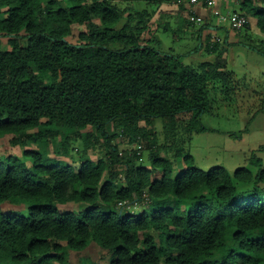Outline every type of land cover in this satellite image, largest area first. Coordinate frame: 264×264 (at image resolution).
Wrapping results in <instances>:
<instances>
[{
  "label": "trees",
  "instance_id": "16d2710c",
  "mask_svg": "<svg viewBox=\"0 0 264 264\" xmlns=\"http://www.w3.org/2000/svg\"><path fill=\"white\" fill-rule=\"evenodd\" d=\"M171 1L0 0V142L22 149L0 150V264H264V146L234 172L189 148L212 87L235 91L225 48L192 66L142 41Z\"/></svg>",
  "mask_w": 264,
  "mask_h": 264
},
{
  "label": "rangeland",
  "instance_id": "374dc122",
  "mask_svg": "<svg viewBox=\"0 0 264 264\" xmlns=\"http://www.w3.org/2000/svg\"><path fill=\"white\" fill-rule=\"evenodd\" d=\"M251 2L259 4L258 0H248L245 6L250 5ZM118 4L121 7L137 9H144L147 6L144 2L133 1H120ZM245 6L243 0H213L212 4L209 0H203L196 5L190 0H172L155 9L150 20V29L143 34L144 43L156 39L154 46L163 52L182 54L183 62L192 66L204 61H215L217 53L206 49L208 36L220 40V47L225 48L228 68L235 75L232 84L235 91L230 97H225L219 83L210 91L213 112L204 113L202 116L203 125L207 130L195 133L189 145L195 165L202 170L222 166L234 172L246 163L251 151L264 146V53H262L264 35L260 33L254 17H250V29H245V25L238 28L230 19L235 12L244 16ZM147 8L151 10L150 7ZM187 19L194 24L186 25ZM204 25L208 27H205L200 39L199 29ZM80 27L77 26L76 29ZM76 34L71 38L72 40H77ZM6 41L5 39V44ZM228 42L230 44H227ZM202 44L204 48H200ZM252 45L261 51L253 48ZM156 129L160 142H163L164 129L161 120L157 121ZM116 130V126L110 127V134L115 133ZM183 138L187 139V135L183 134ZM82 143L81 141L72 143L77 149L73 152L74 159L78 158L79 152L84 148ZM6 145L9 153L22 156L20 146L13 147L8 143ZM6 145L1 143L0 150ZM145 145L137 142L135 148ZM95 151H90L94 160L97 159L100 148ZM147 154L145 151L146 161ZM260 154L264 158V152ZM146 164L148 165L149 162ZM69 207L77 208L80 205L74 203ZM92 254V259H96L94 248Z\"/></svg>",
  "mask_w": 264,
  "mask_h": 264
},
{
  "label": "built area",
  "instance_id": "2783aa9c",
  "mask_svg": "<svg viewBox=\"0 0 264 264\" xmlns=\"http://www.w3.org/2000/svg\"><path fill=\"white\" fill-rule=\"evenodd\" d=\"M203 0H190V2L194 5L201 3ZM238 1V0H235ZM211 4L213 3V0H209ZM226 19V18H225ZM232 21L234 22V25L238 28H241L245 25V17L241 16L240 14H237L236 12L233 15Z\"/></svg>",
  "mask_w": 264,
  "mask_h": 264
}]
</instances>
